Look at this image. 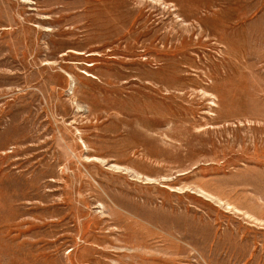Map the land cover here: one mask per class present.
<instances>
[{
	"label": "rangeland",
	"instance_id": "1",
	"mask_svg": "<svg viewBox=\"0 0 264 264\" xmlns=\"http://www.w3.org/2000/svg\"><path fill=\"white\" fill-rule=\"evenodd\" d=\"M0 264H264V0H0Z\"/></svg>",
	"mask_w": 264,
	"mask_h": 264
}]
</instances>
